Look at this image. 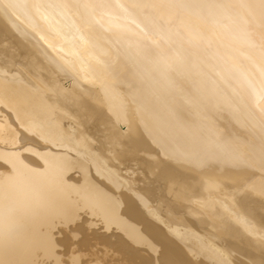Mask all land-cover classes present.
Returning <instances> with one entry per match:
<instances>
[{
  "label": "bare ground",
  "instance_id": "6f19581e",
  "mask_svg": "<svg viewBox=\"0 0 264 264\" xmlns=\"http://www.w3.org/2000/svg\"><path fill=\"white\" fill-rule=\"evenodd\" d=\"M0 264H264V0H0Z\"/></svg>",
  "mask_w": 264,
  "mask_h": 264
}]
</instances>
